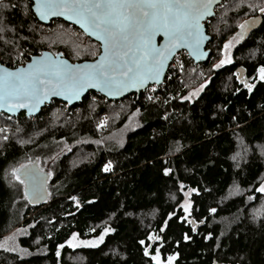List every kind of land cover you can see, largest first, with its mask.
Instances as JSON below:
<instances>
[{
	"label": "trees",
	"instance_id": "1",
	"mask_svg": "<svg viewBox=\"0 0 264 264\" xmlns=\"http://www.w3.org/2000/svg\"><path fill=\"white\" fill-rule=\"evenodd\" d=\"M238 1L224 0L206 22L208 59L195 64L183 52L148 92L117 101L89 92L36 116L0 113V244L26 229L21 253L0 247V264H264V0ZM55 25L98 45L61 19L41 23L30 0H0V62L16 67L45 49L93 58L91 47L72 58L63 34L50 46ZM54 108L62 112L50 126ZM110 111L118 119L96 129ZM26 157L50 171L43 203L29 202L24 183L14 194L7 183L4 168ZM105 229L98 245H68Z\"/></svg>",
	"mask_w": 264,
	"mask_h": 264
},
{
	"label": "water",
	"instance_id": "2",
	"mask_svg": "<svg viewBox=\"0 0 264 264\" xmlns=\"http://www.w3.org/2000/svg\"><path fill=\"white\" fill-rule=\"evenodd\" d=\"M30 1L38 21L61 19L75 26L99 44V53L93 59L71 61L45 49L14 68L0 62V113L9 116H36L53 100L72 106L88 92L116 101L139 94L163 82L181 51L195 64L205 62L211 40L206 21L224 0ZM255 24L254 20L242 25L241 35ZM236 73L244 81L241 67ZM19 176L31 203L46 200L48 174L37 164L24 166Z\"/></svg>",
	"mask_w": 264,
	"mask_h": 264
},
{
	"label": "rangeland",
	"instance_id": "3",
	"mask_svg": "<svg viewBox=\"0 0 264 264\" xmlns=\"http://www.w3.org/2000/svg\"><path fill=\"white\" fill-rule=\"evenodd\" d=\"M240 1H238V3ZM249 3H251V2H249ZM242 18L243 17H241L238 20V22L241 21ZM50 30L51 31L49 32V34H48L49 37L47 36V39L50 38V37H52L54 39V40H50V46L54 47L55 46L54 42L59 41V39H61L62 34L66 35L67 39H66V42H64V43H67V45H69L68 47L70 49L68 51H69V54H70V56L72 58H76L79 53H84L85 54L84 50L86 49V47H91L92 48L91 49V53L93 54V58L99 53V52L97 53V48H99L98 45H94V49H93V46L91 44L85 45L83 42H80L78 40V37H75V31H73V29H71V28H68V27H65V26L55 25V27H52ZM47 31H49V30H47ZM212 31H214V30H212ZM212 33L215 34V32H212ZM236 38H239V36L236 35ZM71 48H73V49H71ZM230 48H231V46L229 45L225 49V53H226L225 55H228V51H229ZM225 60H227V58L223 59L222 63L225 62ZM24 62H19L18 65H21ZM198 75H200V74H198ZM199 90H201V89L200 88H192L190 90V95L191 96L196 95L199 92ZM92 99H94V98H92ZM90 110H93V109H90ZM53 111H55L54 113L52 112V116L53 117L51 118L50 121H48V124L50 126L53 125L54 123L58 122L57 121L58 118H59L58 114L60 112H62L61 110H58L57 108H54ZM116 118H117V114L115 112H111L110 111V112H108V114H102L96 120V129L100 130V128L104 129V128L110 127L113 124V121L114 122L116 121ZM2 131H7V130H5V127H2V124H0V141L5 138V136L2 134ZM36 132H37V130H36ZM36 132H32L33 135ZM16 137H17V140H20L19 133L17 134ZM30 137H31V134H30ZM30 137H29V139L28 138L23 139V142H27V143L30 142L29 140H31V138H32V137L31 138ZM26 139H27V141H26ZM261 152H264V150L262 149ZM30 163H36V164L39 165V159H36V158L29 159L28 157H26L25 159H22V160H20L17 163L15 161V162L11 163L10 166L4 168L3 171L5 173L7 183L10 186L11 193L14 194L15 187L17 185L22 184V186H23V181L19 177L18 172H19L20 168H22V167H24V166H26V165H28ZM45 172L50 177V171L46 170ZM259 189L260 190H264V180L260 184ZM105 232H106V229L98 236L91 237V238H85V239H80L77 236H72L70 238V240L68 241V245L70 247H72V248L80 247V246H95V245H98V244H100L102 242V239L104 237ZM24 234H26V229L24 227H19V228H16V229L12 230L9 234H7L5 236L4 240L0 244V247H3L4 249H7V250H10V251H13V252L14 251L15 252L19 251L21 253L22 250L18 246V239H19V237H21ZM79 259H80L79 255H75L74 257L71 258V260L73 262H75V263H79L80 262ZM171 260H172V258H169L168 263L171 262Z\"/></svg>",
	"mask_w": 264,
	"mask_h": 264
},
{
	"label": "bare ground",
	"instance_id": "4",
	"mask_svg": "<svg viewBox=\"0 0 264 264\" xmlns=\"http://www.w3.org/2000/svg\"><path fill=\"white\" fill-rule=\"evenodd\" d=\"M206 22H207V21H206ZM97 44H98V43H97ZM98 46H99V44H98ZM182 52H184V51H182ZM25 62H26V61H25ZM25 62H24V63H25ZM13 68H14V67H13ZM153 86H154V85H149V86H147L146 88H148V89L145 88V89H146V90L144 89L145 92L150 91L149 88H150V87H153ZM155 86H158V85H155ZM88 93H89V92H88ZM93 93H94V92H93ZM104 98H105V97H104ZM106 99H107V98H106ZM8 116H9V115H8ZM29 117H30V116H29ZM30 164H31V163H30ZM35 164H36V163H35ZM28 165H29V164H28ZM22 168H23V167H22ZM22 168H21V169H22ZM21 169H20V170H21ZM20 170H19V171H20ZM40 171H41V170H40ZM42 172H44V171H42ZM18 175H19V172H18ZM19 177H20V176H19ZM20 178H21V177H20ZM48 178H49V175H48ZM21 179H22V178H21ZM22 181H23V180H22ZM47 181H48V180H47ZM23 183H24V181H23ZM46 184H47V183H46ZM46 190H47V186H46ZM24 192H25V184H24ZM25 194H26V192H25ZM26 196H27V195H26ZM47 197H48V191H47ZM27 198H28V197H27ZM46 199H47V198H46ZM28 200H29V199H28ZM29 202H30V201H29ZM42 203H43V202H42Z\"/></svg>",
	"mask_w": 264,
	"mask_h": 264
},
{
	"label": "built area",
	"instance_id": "5",
	"mask_svg": "<svg viewBox=\"0 0 264 264\" xmlns=\"http://www.w3.org/2000/svg\"><path fill=\"white\" fill-rule=\"evenodd\" d=\"M183 52L181 51V52H178V53H176L175 54V56L173 57V59H172V61H171V63L170 64H176L178 61H180L181 60V54H182ZM185 53V52H184Z\"/></svg>",
	"mask_w": 264,
	"mask_h": 264
},
{
	"label": "flooded vegetation",
	"instance_id": "6",
	"mask_svg": "<svg viewBox=\"0 0 264 264\" xmlns=\"http://www.w3.org/2000/svg\"><path fill=\"white\" fill-rule=\"evenodd\" d=\"M248 83V82H247ZM246 85H248V84H246Z\"/></svg>",
	"mask_w": 264,
	"mask_h": 264
}]
</instances>
